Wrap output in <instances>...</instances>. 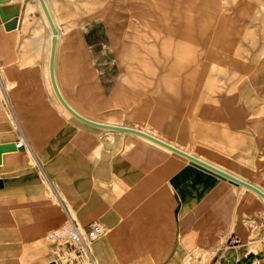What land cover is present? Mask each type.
<instances>
[{
  "label": "rangeland",
  "instance_id": "rangeland-1",
  "mask_svg": "<svg viewBox=\"0 0 264 264\" xmlns=\"http://www.w3.org/2000/svg\"><path fill=\"white\" fill-rule=\"evenodd\" d=\"M46 1L61 41L60 83L67 101L82 115L112 131L158 134L159 124L175 113L184 122L179 146L187 154L263 192L264 0ZM17 3L22 8L24 35L18 39L15 61L0 57V74L4 77L8 66L9 73L25 74L28 67L19 70L23 61L20 44H37L41 48L32 50L26 64L37 71L40 93L45 95L31 103L21 96L8 99L0 93V103L14 127L7 109L9 100L23 124L19 114L27 115L28 106L57 96L49 70L51 28L37 0ZM26 94L32 96L33 91ZM20 102L26 104L23 109L18 108ZM60 103L66 119H75ZM107 118L117 125L105 123ZM23 130L38 151L30 132ZM247 173L250 177L243 176ZM45 185L51 195L50 186ZM27 204L34 207L40 202ZM27 204L21 201L17 205L23 210ZM66 224L68 219L48 227L35 241L34 224L12 225V232L2 228L0 264H48L54 250L48 234ZM256 226L257 232L264 231ZM93 249L96 254L95 244Z\"/></svg>",
  "mask_w": 264,
  "mask_h": 264
},
{
  "label": "crops",
  "instance_id": "crops-1",
  "mask_svg": "<svg viewBox=\"0 0 264 264\" xmlns=\"http://www.w3.org/2000/svg\"><path fill=\"white\" fill-rule=\"evenodd\" d=\"M21 13L22 8L18 28L8 32L5 23L0 24V57L8 61L17 59L18 39L24 35ZM60 43L58 36L54 77L69 107L81 114L67 101L60 83ZM20 46L23 61L19 70H28L19 76L9 73L8 66V73L0 74V93L32 103L45 94L40 93L37 71L26 63L32 50L41 47L26 41ZM29 89L32 96L26 94ZM45 102L28 106L27 115L19 114L21 124L9 100L7 109L15 127L0 103V146L15 147L0 157V230L12 232V225L34 224L35 241L65 219L80 226L101 223L110 233L95 242L97 264V258L102 264H264V231L256 228L264 227L261 196L139 134L112 131L75 116L67 120L56 95ZM24 106L18 103V108ZM106 120L117 125L111 118ZM165 121L159 124L158 134H146L186 153L179 146L181 117L174 113ZM21 141L22 147L17 148ZM223 153L227 156L228 151ZM243 176L250 177V173ZM21 201H39L40 205L27 204L22 210L17 205ZM8 217L13 218L9 221ZM50 254L48 264H56L54 250ZM197 254L201 255L193 262Z\"/></svg>",
  "mask_w": 264,
  "mask_h": 264
},
{
  "label": "built area",
  "instance_id": "built-area-1",
  "mask_svg": "<svg viewBox=\"0 0 264 264\" xmlns=\"http://www.w3.org/2000/svg\"><path fill=\"white\" fill-rule=\"evenodd\" d=\"M23 142L16 144L21 148ZM107 229L101 223L94 222L80 226L70 222L50 234L54 248L56 264H97L93 244L106 234Z\"/></svg>",
  "mask_w": 264,
  "mask_h": 264
},
{
  "label": "water",
  "instance_id": "water-1",
  "mask_svg": "<svg viewBox=\"0 0 264 264\" xmlns=\"http://www.w3.org/2000/svg\"><path fill=\"white\" fill-rule=\"evenodd\" d=\"M12 0H0V24L1 23H5V29L7 31H11V30H14L17 28V25H18V20H19V16H20V11H21V5L18 4V3H15V4H12V5H5V4H8L10 3ZM42 6H43V9L47 15V18L52 26V29H53V32L55 34V37L53 38V47H52V54H51V63H50V71H51V77H52V80H53V85L56 89V92H57V95L58 97L61 99V102L65 105V107L67 108V110L75 117H77L78 119L86 122V123H89V124H92V125H95V126H99V127H103L102 125L100 124H97V123H93L83 117H81L79 114H77L75 111H73L66 103L65 101L63 100V98L61 97V95L59 94V91L55 85V79H54V70H53V60H54V50H55V44L57 42V38H56V35H57V31L53 25V22L50 18V15L48 13V10L45 6V3H44V0H40ZM122 130H125V129H122ZM131 133H136V134H139L141 136H144L160 145H163L165 147H167L168 149L200 164V165H203L204 167H210V169H213L215 171H217L218 173H220V175L224 176V177H227L228 179L236 182V183H239L241 185H243L244 187L254 191L255 193H257L259 196H261L263 199H264V193L261 192L259 189H257L256 187L248 184V183H245L227 173H224L222 171H219L209 165H207L206 163L202 162L201 160L199 159H196L195 157H192L190 156L189 154L181 151L180 149H177V148H174L144 132H141V131H135V130H127ZM15 149V147L13 145H7V146H0V157H1V154L2 153H5V152H9V151H13Z\"/></svg>",
  "mask_w": 264,
  "mask_h": 264
},
{
  "label": "bare ground",
  "instance_id": "bare-ground-1",
  "mask_svg": "<svg viewBox=\"0 0 264 264\" xmlns=\"http://www.w3.org/2000/svg\"><path fill=\"white\" fill-rule=\"evenodd\" d=\"M19 0H12V2H18ZM39 1V3H40V5H41V7H42V9H43V6H42V4H41V2H40V0H38ZM44 3H46L45 1H44ZM47 4H45V6H46ZM47 8V7H46ZM43 12H44V14H45V17H46V19H47V21H48V24H49V26H50V28H51V31H52V34L54 33L53 32V29H52V26H51V24H50V22H49V20H48V18H47V15H46V13H45V11H44V9H43ZM52 17V16H51ZM54 22V21H53ZM55 24V23H54ZM53 24V25H54ZM56 26V25H55ZM57 28V27H56ZM12 31V30H11ZM9 32V31H8ZM59 34V33H58ZM59 36V35H58ZM58 36L56 35V38H57V42H56V44H55V50H54V60H53V70H54V61H55V56H56V48H57V44H58ZM55 37V34H54V36H53V38ZM60 37V36H59ZM53 38H52V40H53ZM53 45V44H52ZM51 79H52V77H51ZM54 79H55V77H54ZM52 82H53V80H52ZM55 85H56V87H57V83H56V79H55ZM54 86V85H53ZM54 89H55V87H54ZM57 89H58V87H57ZM55 91H56V89H55ZM59 91V90H58ZM61 93V92H60ZM59 93V94H60ZM56 94H57V92H56ZM58 96V95H57ZM59 98V97H58ZM60 99V98H59ZM60 101H61V99H60ZM62 103V102H61ZM63 104V103H62ZM68 105V104H67ZM63 106L65 107V105L63 104ZM69 106V105H68ZM66 108V107H65ZM71 108V107H70ZM67 109V108H66ZM72 109V108H71ZM73 110V109H72ZM68 111V110H67ZM74 111V110H73ZM70 113V112H69ZM233 182V181H232ZM235 183V182H234ZM69 222V221H68ZM64 226V225H63ZM62 226V227H63ZM62 227H60V228H57V229H55V230H53V231H50L49 232V234H48V237H49V239H50V234L51 233H53V232H56V231H58L59 229H61ZM107 232L108 231H106V234L104 235V236H102V237H100V239H98L97 241H99V240H102L103 238H105L106 236H107ZM50 241H51V239H50ZM95 244V243H94ZM94 244H93V246H94Z\"/></svg>",
  "mask_w": 264,
  "mask_h": 264
}]
</instances>
